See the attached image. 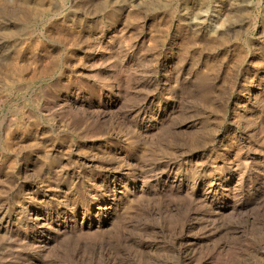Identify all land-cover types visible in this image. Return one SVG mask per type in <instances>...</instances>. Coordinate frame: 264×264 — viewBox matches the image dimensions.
Segmentation results:
<instances>
[{
    "label": "rangeland",
    "instance_id": "1",
    "mask_svg": "<svg viewBox=\"0 0 264 264\" xmlns=\"http://www.w3.org/2000/svg\"><path fill=\"white\" fill-rule=\"evenodd\" d=\"M0 264H264V0H0Z\"/></svg>",
    "mask_w": 264,
    "mask_h": 264
},
{
    "label": "bare ground",
    "instance_id": "2",
    "mask_svg": "<svg viewBox=\"0 0 264 264\" xmlns=\"http://www.w3.org/2000/svg\"><path fill=\"white\" fill-rule=\"evenodd\" d=\"M76 29H77V28H76ZM72 30H73V29H72ZM77 31H78V30H77ZM72 34H73V33H72ZM22 75H23V73H22ZM22 75H21V76H22Z\"/></svg>",
    "mask_w": 264,
    "mask_h": 264
}]
</instances>
